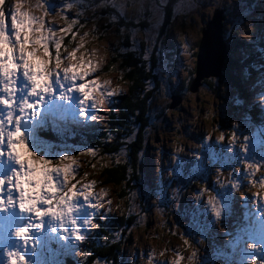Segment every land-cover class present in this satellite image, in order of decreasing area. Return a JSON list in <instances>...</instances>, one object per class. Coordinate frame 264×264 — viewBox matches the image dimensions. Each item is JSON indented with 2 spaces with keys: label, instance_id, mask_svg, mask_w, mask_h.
Instances as JSON below:
<instances>
[{
  "label": "rangeland",
  "instance_id": "rangeland-1",
  "mask_svg": "<svg viewBox=\"0 0 264 264\" xmlns=\"http://www.w3.org/2000/svg\"><path fill=\"white\" fill-rule=\"evenodd\" d=\"M175 1L171 24L166 23L162 11V8L170 7V0H3L0 3V9L6 14V35L11 44H15L11 13L16 11L18 3L23 5L20 11H26L32 17L43 16L45 29L42 31L46 33L48 51L55 50L51 61L52 51L49 52V66L57 58L53 41L60 42L61 68L56 69L55 64L49 67L54 72L53 92L45 96L43 102L38 97L28 98L40 107L34 109L38 112L37 117L33 118L31 112L27 114V121L22 120L20 130L34 157L48 160L51 167L70 165L74 171L67 186L75 185L77 192L71 201L76 209L72 213L75 229L66 224L64 233H61L60 221L50 224V217L37 219L31 213H21L14 190L13 205L9 207L6 182L0 188V199L5 201L0 206L3 209L0 210V264H9L12 252L23 256L24 264H60V258L48 255L51 251L44 248L47 241L61 235L67 244L64 254L75 255L78 259L95 235L99 219L105 225L109 222L107 218L121 219L131 213L137 215V219L127 235V264H177V257L178 264H190V257L193 258L191 264H247L246 258L256 255L249 252L248 243L264 249V188H261L264 181V124L249 121L246 114L256 111L255 104L264 108V71L248 84L251 96L246 102L250 106L246 111L240 109L237 93L233 90L220 89L221 99H218L205 85L196 94L185 90L186 98L176 110L167 108L172 103L174 89L187 86L189 71L195 68L196 44L202 22L210 20L215 8L224 7V39L239 31L238 40L248 42L254 49L260 45L264 47V0ZM108 8L119 14L122 27L116 25L117 18L103 14ZM34 28L35 25L30 33L33 40L39 35ZM125 45L131 48L126 49ZM36 47V55L44 59L43 49ZM64 48L67 49L62 53ZM31 50V47L27 49ZM74 51L76 58L73 60L69 54ZM128 52L141 58L151 71L155 81L147 84L149 90L157 87L156 81L159 82L155 96L149 98V126L144 129L138 161H134L138 153L130 159L127 148L136 141V135L116 138L107 123L115 99L128 91L123 70L127 72L129 68L117 58L121 53L130 54ZM82 54L83 63L95 64L96 70L67 86L62 69L75 66L77 76L82 75L85 71L80 67ZM112 57L115 61L110 66ZM150 63L154 64L153 69ZM57 75L61 81L59 84L55 82ZM14 79L15 98L19 101L26 96L29 85L22 72ZM94 80L99 87L92 84ZM212 81L214 87L219 86L215 79ZM83 84L88 85L86 91L95 87L88 100L75 91ZM69 88L73 92L68 91ZM114 89L119 91L112 96L106 95ZM61 93L67 96L66 100L60 98ZM6 95L9 94L0 90V97ZM101 99L104 100L103 106L99 104ZM6 111L0 106L5 132L9 130ZM18 115L17 110L14 116ZM92 116L97 119L92 120ZM43 117H48L49 123L55 125L54 131L71 133L75 128L97 135L109 132L106 143L119 142L121 149L109 155L92 148L76 151L45 144L37 136L38 129L48 128ZM164 118L163 124L159 123ZM14 123L13 120V127ZM150 125L155 127L150 128ZM136 132H139L137 127ZM6 145L5 139L4 145L0 146V151L5 153L0 156V178H7L17 168L7 157ZM62 156L72 159L59 163ZM129 160L137 164L138 181L128 197L120 200L121 191L129 187L107 184L103 172L114 164L126 165ZM179 177L184 179L183 185L179 183ZM56 182L63 185L64 176L61 175ZM89 184L92 185L88 189L91 196L85 201L82 193ZM97 201L101 207L87 208L89 202L95 204ZM38 207L44 209L46 206ZM214 210H219V219ZM86 215L90 221L88 224L84 223ZM93 223L97 227L93 228ZM19 228L28 229L29 243L25 244L22 238L12 235ZM74 231L82 239H76L72 234ZM259 258L264 259V254L258 255Z\"/></svg>",
  "mask_w": 264,
  "mask_h": 264
},
{
  "label": "trees",
  "instance_id": "trees-1",
  "mask_svg": "<svg viewBox=\"0 0 264 264\" xmlns=\"http://www.w3.org/2000/svg\"><path fill=\"white\" fill-rule=\"evenodd\" d=\"M174 2L175 0H170V7L167 9L162 8L163 14L166 17V23L171 24L174 14ZM217 9V8H215ZM214 9V10H215ZM220 9V8H219ZM222 10L226 12V8L222 7ZM213 10V11H214ZM103 14L106 16H111L117 18L116 25L122 27L123 20L119 19V14L112 8H108L106 11H103ZM200 15V14H199ZM212 15V14H211ZM206 21H203V26L201 28L200 39L196 44L197 53L199 49V44L202 38V31L205 29ZM208 22V21H207ZM170 26V25H169ZM224 35L225 29L223 28ZM239 31H234L231 33L230 37L225 39L227 49L230 52V56L225 60L223 69L219 77L215 78H205L201 82V86H208L214 93V96L218 99H221L220 89L229 88L237 93L236 99L240 104V109L243 111L248 110L250 107L246 102L250 99V92L247 90L248 84L250 81L261 74L264 71V47L262 45L258 46L257 49L252 48V46L245 42L244 40H238ZM66 40V39H65ZM64 40V41H65ZM67 43V42H65ZM126 49L131 48L130 45L124 46ZM67 48H64L62 53ZM144 48L142 47L141 50ZM52 51L50 56V61L53 60V55L55 53L54 49H49V52ZM130 54L118 55L117 58L123 60L124 67L129 68L126 72L123 70V80L128 85V91L126 94L118 97L116 101V107L111 111V116L108 120L109 131L119 138L123 135V138H129V136L136 135V141L127 146L128 152L130 154V159L135 157L134 161L139 160L138 150L142 148L144 140V129L149 126V109H150V100L153 99L154 93L157 92L159 82L157 87H154L152 90L147 88V84H150V81H155L152 78L151 71L147 70L145 62L137 57L136 55L131 56ZM195 55V60L196 56ZM240 53V54H238ZM139 54H142L139 53ZM138 54V55H139ZM140 56V55H139ZM63 60V59H62ZM60 60V61H62ZM125 60V61H124ZM115 60L112 57V62ZM55 64V60L50 64L49 67H52ZM151 68L153 69L152 63H150ZM196 77V64L195 68L192 71H189V79L187 81V86H181L174 89L173 95L176 94H186L185 90L188 92L190 86L192 85ZM212 79H215L218 83V87H214ZM200 86V87H201ZM200 89V88H199ZM184 102V101H183ZM243 104V106H242ZM180 107V106H179ZM256 111L253 110L247 114L248 120L256 123L264 124V108L254 105ZM170 109V103L167 106ZM170 109V110H176ZM158 119V118H157ZM262 119V120H261ZM42 121L47 124V117H43ZM52 127L46 129H38L37 134L40 139L47 140L50 143L64 145L68 144L72 147H77L78 150L81 148H92L94 150H100L103 154H115L119 152L121 146L119 142L117 144L106 143V139L109 138V132L101 133L100 135L87 133L84 131H76L72 135H68L67 132L59 131L53 132ZM136 127L139 132H136ZM155 127L154 125H150ZM152 131H154L152 129ZM133 161V160H132ZM137 164H133L130 160L126 165L114 164L110 168L105 169L103 175L105 177V182L114 186H128L129 188L121 191L119 194L120 200H125L129 191L134 188V183L137 180ZM131 173V174H130ZM131 209H129L130 213ZM137 219V215L131 213L130 216L123 215L121 219H117L116 225L111 227V232L99 231L98 235L95 237L97 241H92V244L88 245L87 251L82 254V256L77 260L75 258H66L63 259L62 264H93L95 260H103L104 264H125V251L129 242L127 235L129 230L132 229ZM50 247L58 249L60 258H62V248L54 240H50Z\"/></svg>",
  "mask_w": 264,
  "mask_h": 264
},
{
  "label": "snow or ice",
  "instance_id": "snow-or-ice-1",
  "mask_svg": "<svg viewBox=\"0 0 264 264\" xmlns=\"http://www.w3.org/2000/svg\"><path fill=\"white\" fill-rule=\"evenodd\" d=\"M3 0H0L2 3ZM23 7L22 4L16 5V11L11 13V28L13 30L12 37L15 40V44H11L9 36L6 35V14L3 9H0V37L3 38V47L0 48V90L4 93H7L6 97H0V106H3L6 111L5 118H10L11 121H15L14 127L13 122H8L9 130L5 132L4 127V119H0V146L4 145L5 139L7 140V153L9 152V141L16 137L17 133H21L20 124L24 119V114H28L31 112V116L33 118L37 117L38 112L34 109L40 107V104H34L30 102L28 98L30 97H38L39 101L43 102L45 96H50L53 92V80L52 77L54 72L49 68V51L47 47L46 41V33L42 30L45 29V24L43 20V16L39 18L37 21L34 17L30 16L26 11H20V8ZM43 7V5H42ZM39 24V27H35L34 31L38 33V37L36 39H30V33L33 31V25ZM55 34V33H53ZM23 36V39H21ZM55 47L57 49V58L55 60V68H61V62L59 59V48L60 42L59 40L53 41ZM43 49V57L44 59H40L37 55V47ZM31 47V51H27V49ZM83 47V45H80ZM18 53V55H14ZM71 59L76 58V53L71 52L69 54ZM19 61L18 63L16 61ZM31 66V67H29ZM80 67L85 69L84 73L79 77L74 71L75 66L65 67L62 69L64 73V79L67 81H76L77 79L83 80L85 75L90 74V72H94L96 70V65L89 62L87 65L83 63V54L81 55V64ZM26 80L29 88L27 90L26 96H22L19 101L15 98V93L17 91L15 85V79L18 73H21ZM40 73H44L45 80L47 84L41 81ZM69 73H72L69 76ZM6 81V83H5ZM60 81L59 76H56L55 82L58 83ZM107 83V81L105 82ZM92 84L95 87H99L96 84V81H92ZM95 87L89 91L88 85L83 84L79 88H76L75 91L82 93L84 100L90 99V91H94ZM69 91H73L72 88L68 89ZM118 89H114L112 92H108L107 96L114 95ZM62 99H67V96L61 93ZM83 100V101H84ZM82 101V102H83ZM100 106H103L104 100L99 101ZM94 108L97 106L95 103L92 105ZM19 111L20 115L14 116L15 111ZM92 120H96V116L91 117ZM26 147V144L23 143L21 145V157L20 159L24 160V163L21 164L20 160L17 159L14 161L17 166L16 170L11 173L7 178H0V188H2L7 182L9 189L11 186V190L17 191L19 193L16 204L18 205L19 211L21 213H31L35 215L37 219L42 217H46L53 213L55 210L59 208L60 205H67L68 210L72 211L73 209L76 211L74 205L71 203L74 197H76L77 192L75 191V185L71 187L67 186V181L69 176L72 175L74 171L70 165H65L63 167H51L48 160L45 159H37L34 156L24 157L23 149ZM5 153L0 151V156H3ZM9 158V156L7 155ZM71 157L62 156L59 159V163H63L65 161H71ZM12 160V159H10ZM13 161V160H12ZM35 161V163L33 162ZM39 165V167H37ZM25 168L27 170H25ZM54 174V175H53ZM64 176L65 183L63 185L56 182V180L61 176ZM51 182L54 191L49 192L47 185L48 182ZM14 186V187H13ZM92 185H85V191L82 193L83 199L85 201H89V197L91 196V192L88 189H91ZM24 189H28L30 193H34L36 195V200L31 201L33 205V209L28 208V203L25 201ZM9 195L11 193L9 192ZM7 205L11 207L13 205V198L7 200ZM211 203V201H209ZM5 201L0 199V206H3ZM38 205L46 206L44 209L38 207ZM101 207L100 202L97 201L95 204L89 202L87 204V208H99ZM0 210H3L0 208ZM217 213V210H214ZM73 224H76V221L72 220ZM84 223L88 224L90 221L87 219V215L85 216ZM40 225H37L39 227ZM93 228L97 227L96 224L91 225ZM31 227V225H29ZM76 239H82L81 236L77 235L74 231L72 233ZM16 238H22L25 244L29 243V232L27 228H19L12 233ZM179 261V257H177V264ZM9 264H24L23 256L19 255L16 252H12L9 254Z\"/></svg>",
  "mask_w": 264,
  "mask_h": 264
},
{
  "label": "water",
  "instance_id": "water-1",
  "mask_svg": "<svg viewBox=\"0 0 264 264\" xmlns=\"http://www.w3.org/2000/svg\"><path fill=\"white\" fill-rule=\"evenodd\" d=\"M226 16L222 9H215L210 20L202 31V38L196 56V77L189 88L191 94H196L205 78L219 77L225 60L230 56L224 39V22ZM186 95L176 94L171 97L170 109L179 107L185 100ZM161 119L159 123H162ZM181 184L183 179H179Z\"/></svg>",
  "mask_w": 264,
  "mask_h": 264
},
{
  "label": "clouds",
  "instance_id": "clouds-1",
  "mask_svg": "<svg viewBox=\"0 0 264 264\" xmlns=\"http://www.w3.org/2000/svg\"><path fill=\"white\" fill-rule=\"evenodd\" d=\"M40 7H42V5ZM34 18L38 21L40 17H34ZM35 27H39V24L37 23V25H35ZM2 47H3V38L0 37V48H2ZM29 67H31V66H29ZM39 75L41 76V81L43 83H45V85H46L47 81L45 80L44 73H40ZM64 81L67 82V79H64ZM59 83H61V81H58L57 84H59ZM82 101H81V103L83 104L84 101L83 102ZM24 119H25V121H27V114H24ZM6 120H7V123L13 122V121H11L10 118H6ZM163 122H164V120H163ZM163 122L161 124H163ZM4 127H5V124H4ZM24 139L25 138L23 135H21V133H17L16 137L9 141L10 147H9V152L7 153V155L9 156V159H12L13 161L19 159L21 164L24 163V160L20 159V157H21V145L23 143H25ZM23 156L24 157H30V156H34V155L31 151L28 150L27 147H25L23 149ZM47 188H48L49 192L54 191L53 186H52L50 181L48 182ZM261 188H264V181L261 182ZM23 191L25 193V196H24L25 201L29 202L28 208L33 209V205L31 203V201L36 200V195L34 193H30L28 191V189H24ZM9 192L11 193V195H9ZM12 192H13V190H11V186H10V189L8 190V199H10L12 197ZM15 193L17 194V196L19 195V193L17 191H15ZM253 203H255V201H253ZM33 210H35V209H33ZM74 211H75L74 209L72 211H69L67 205H60L57 210H55L53 213H51L50 215H48L46 217L51 218L50 224L52 222H55V221H60V232L64 233L66 224H70L72 226V228L75 229V224L72 223V220H73L72 213ZM217 213L218 214H216V216H217V219H219V216H220L219 210H217ZM262 214H264V213H262ZM53 228H55V227L53 226ZM60 238L63 239L64 235H61ZM247 249H250V251H249L250 253L256 254V255H251V256L246 258L247 264H264V259H260V258L258 259V255L264 254V249H262L260 245L248 243ZM189 260H190V264H191V261L193 260V258L190 257Z\"/></svg>",
  "mask_w": 264,
  "mask_h": 264
},
{
  "label": "bare ground",
  "instance_id": "bare-ground-1",
  "mask_svg": "<svg viewBox=\"0 0 264 264\" xmlns=\"http://www.w3.org/2000/svg\"><path fill=\"white\" fill-rule=\"evenodd\" d=\"M74 71H75V70H74ZM76 73H77V72H76ZM77 74H78V73H77ZM63 76H64V75H63ZM78 82H80V80H78ZM66 83H67V84H66L67 86H68V85H70V86H71V85H72V83H74V82L70 81V83H68V81H67ZM27 88H28V87H27ZM68 91H69V90H68ZM72 92H73V91H72ZM6 96H7V95H6ZM93 96H94V95H93ZM90 104H91V103H90Z\"/></svg>",
  "mask_w": 264,
  "mask_h": 264
},
{
  "label": "flooded vegetation",
  "instance_id": "flooded-vegetation-1",
  "mask_svg": "<svg viewBox=\"0 0 264 264\" xmlns=\"http://www.w3.org/2000/svg\"><path fill=\"white\" fill-rule=\"evenodd\" d=\"M152 65H154V64H152Z\"/></svg>",
  "mask_w": 264,
  "mask_h": 264
}]
</instances>
